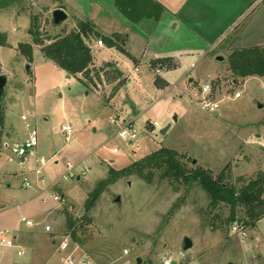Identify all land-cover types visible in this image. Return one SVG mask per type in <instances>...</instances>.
<instances>
[{
  "label": "rangeland",
  "instance_id": "1",
  "mask_svg": "<svg viewBox=\"0 0 264 264\" xmlns=\"http://www.w3.org/2000/svg\"><path fill=\"white\" fill-rule=\"evenodd\" d=\"M105 1L111 10V0ZM83 3L101 28L113 27L114 21L98 0ZM12 5L26 13L15 20L8 16V8L2 9L0 27L9 30L13 44L17 40L31 41L32 34L26 27L29 18L30 26L34 20L43 32L52 34L78 26L77 9L69 3L65 4L69 18L56 27L51 25L56 0H18ZM226 6L210 0L203 6L210 22L205 27L216 29L205 31L224 30L210 41L195 31L168 29L160 31L152 42L153 46L158 43L167 48H204L205 44L204 51L191 53L197 62L184 78L182 90L157 87L156 83L165 84L166 80L141 69L139 76L132 73V79L118 89L111 100L113 105L105 104L102 96L91 86H84L78 77L67 79L61 74L59 78L52 62L39 56L32 62L18 47L2 48L4 69L0 66V70L7 74L8 84L1 102L0 227L13 232L31 227L22 219L25 216L39 228L36 234L27 231L20 236L23 253L14 247L15 257L26 259L27 264H62L68 255H72L74 264H137L138 256L143 259L141 264L163 257H171L176 264H264V218L256 226L248 224V235L241 237L232 231V224L244 218L246 207L238 206L234 220L227 222L230 205L210 204L207 191L197 182H172L160 178L159 173L152 182L137 174L123 175L107 185L91 210H85L90 191L110 168L123 167L162 146L180 151L181 160L189 168L201 165L214 174L224 170L226 180L239 186L249 178L264 175V105L259 106L260 102L264 104V77L248 76L235 82L226 65L203 58L206 52L208 57H215L249 19L247 14L236 13L238 5ZM112 54L121 58L124 69L134 67L129 56L116 49ZM186 59L185 67L192 63ZM152 60L149 65L158 72L159 58ZM180 72L164 70L171 85ZM206 82L213 87L211 97L221 101L217 111L204 108L198 100ZM96 87L106 96L113 92V84L107 86L104 81ZM237 91L242 95L236 97ZM128 116L135 118L137 136L132 142L119 133ZM155 120L160 125L154 126ZM64 123L73 128L70 136L62 128ZM33 128L38 131V145L20 157L12 147L23 143ZM6 142L10 146L5 147ZM42 156L44 163L40 161ZM109 157L117 161L110 162ZM69 164L74 175L68 172ZM37 167L43 175L40 186L34 182ZM2 169L12 175L8 177ZM64 173L67 177L62 176ZM26 176L31 180L27 186ZM56 193L59 199H54ZM16 202L20 203L14 205ZM66 210L76 219L72 227H68ZM85 213L91 222L85 219L80 225ZM47 224L51 225L48 230ZM185 235L193 240L188 248L183 247Z\"/></svg>",
  "mask_w": 264,
  "mask_h": 264
},
{
  "label": "crops",
  "instance_id": "2",
  "mask_svg": "<svg viewBox=\"0 0 264 264\" xmlns=\"http://www.w3.org/2000/svg\"><path fill=\"white\" fill-rule=\"evenodd\" d=\"M210 1H213L215 4L219 3L220 6L227 5L226 7L228 8H231L233 5H238L239 7L237 8L236 13L238 15H242L243 13L249 16V19L247 20L245 27H242L239 30H237L234 35V38L230 42L225 44L224 47L217 53H222L227 56V54H229L234 48L246 47L250 45L251 46L264 45V0H210ZM98 2L100 4V7L101 6L103 7L102 8L103 11L107 13L109 17L114 21L113 27H110L109 29L101 28L100 25L90 16V13L87 12V9L84 7L83 0H56L57 5L55 7L62 6L68 11L65 4L69 3L74 8L77 9L76 14L78 15L77 17H79V19H85V20L90 19L95 22V24L97 25V29H99L100 31V34L91 35L89 40L87 38L88 42L92 44L94 64L100 65L106 61L115 62V64L122 70L123 77H126L127 80L124 81V83L120 86L121 88L124 85H126V83L129 80L132 79L131 77L132 73L137 72V75L139 76L141 74L140 72L141 69L143 70L147 69L149 71H152L154 75L158 74L161 78H163V80L165 79L166 82H169L168 83L169 85L164 87L163 86L164 83L158 84L155 81L157 87L167 88L170 86L171 87L176 86L179 91L182 90L183 84L185 82L184 78L188 75V73L191 72L193 65L195 66L197 62L194 61L190 55L191 53L195 52L194 50H196L197 52L204 51L205 44L203 46L204 48L202 47L195 48L196 46H190V45L167 48V46L160 45L158 43L157 44L155 43L154 44L155 46H153L152 42L153 43L155 42L154 40L155 37L160 33V31L164 33V31H167L168 29H173V31L176 32H178L179 30L182 32L195 31L203 39H206V41L207 40L210 41L215 37H217L219 33H222L224 31L223 29L217 33H207L205 31L207 29L216 30L214 27H210V26L205 27V24H209L210 22H208L207 15L206 13L203 12L204 10L202 9L204 4L208 3V0H111L112 3V6L110 8L111 10H109L105 0H98ZM14 7H15L14 5L5 7L8 8L7 11L8 16H11L12 19L15 20L19 19L21 18L22 14H26L24 9L17 10ZM2 9L3 7L0 8V17L2 14ZM255 13L256 15H254ZM26 25L29 32L30 18L28 19ZM0 29L4 31L7 35V42H8L7 45L18 47V44L21 40H17V42H15L16 44L15 43L13 44L9 39V30L7 28H1V27ZM29 34L31 36L30 32ZM115 34L119 35L120 39L124 42V46L126 50L129 51L131 55L135 57V59L127 52L122 51L116 45H114L113 43L111 44L109 42L108 37H111L112 35ZM100 37L104 41L103 44H99L97 42L98 38ZM176 37L177 34L175 33L174 38ZM115 38L117 39L116 35ZM30 42H32L33 44L32 62L35 61L37 56H39L44 60H48L49 62H52V65L57 71L59 78L61 74L62 76L65 75L67 79L76 76L71 73V76L69 77L67 75L68 72L64 68L57 65L51 58L46 56L42 51L41 47L33 42L32 38ZM7 45H0V66L2 70L4 69V64L2 59V48ZM114 49H116L119 53L129 56L134 64V67L129 70L124 69L123 65L122 64L120 65L121 58L120 57L118 58L117 56H113L112 50ZM21 55L25 56L23 54ZM205 55L203 57L205 60L207 59L210 62L212 63L215 62V64H219V65H224V66L226 65L227 67V63H226L227 58L225 61L219 62L216 61L214 56L208 57V55L206 56ZM163 57H170L171 62L175 64L168 65V64L159 63L158 72H155L154 69L151 68L149 64H151V62L153 61L152 59L163 58ZM186 57H188L189 60L192 61V63L187 67H185L183 64ZM177 69H181V72L178 75V77L174 79L171 85V81L164 74V70L168 71V70H177ZM0 72L2 71L0 70ZM252 76H258V75H251L249 76V78ZM192 79L193 77H189V80ZM117 81L118 80L105 79L104 83L105 85L110 86L112 84L113 85L116 84ZM83 85L89 87L84 83ZM91 87L92 88L89 87L91 90L95 89L102 96V99L104 100L105 104L113 105L111 100L112 97H114L116 93H118V90L117 92L111 93L110 95L106 96L102 93L103 89L102 90L98 89V87L94 86L93 83L91 84ZM129 118L135 119L132 116L127 117V119ZM132 141L133 140H130V142ZM101 158H103V156L97 158L96 160L99 161V159ZM108 159L110 160V162H112L113 160L117 161L115 157H109ZM24 161L25 160H23L22 162ZM93 165L97 166L98 162ZM102 170L104 171V169ZM102 170L96 169L97 172H102ZM2 172L3 174L8 173V177L12 175V173L8 169H2ZM34 182H36V185L38 184L39 186L41 185V182L37 180V175H36V181ZM8 184L11 185L12 183L9 182ZM19 203L20 202H16L14 203V205L15 204L17 205ZM1 209L3 208L1 207V203H0V210ZM263 218L264 217H261L259 221L262 220ZM26 227L28 229L25 227L23 228L20 227L19 229L14 230V234L17 237V242L21 246H23V242L20 239V236H22L27 231H33L35 234L37 231H39L38 227L35 228L32 225L31 227L29 226ZM26 261H27L26 259L19 260L17 257H15L14 247H10L0 254V264H27Z\"/></svg>",
  "mask_w": 264,
  "mask_h": 264
},
{
  "label": "trees",
  "instance_id": "3",
  "mask_svg": "<svg viewBox=\"0 0 264 264\" xmlns=\"http://www.w3.org/2000/svg\"><path fill=\"white\" fill-rule=\"evenodd\" d=\"M16 1L18 0H0V8L10 6ZM29 32L32 34L33 42L41 45L46 56L67 72L78 76L87 86H91L92 83L94 86L99 85L105 79L118 80L113 85L112 93H114L124 83L126 77H123L122 70L115 62L106 61L100 65L94 64L92 44L88 42L91 35L100 34L94 21L79 19L78 26L70 31L64 30L62 33L52 34L43 32L40 26L32 20ZM115 35L108 37L109 42L131 55L119 35ZM7 44V35L0 29V45ZM18 49L29 61L33 60L32 42L20 41ZM131 56L135 59L133 55ZM168 61H171L170 57L159 58L160 63L166 64ZM226 63L235 82L251 75L264 77V45L234 48L228 54ZM174 64L170 62V65ZM3 121L4 113L0 105V122ZM181 156L182 153L177 149L162 146L123 167L110 168L108 175L100 179L90 191L85 202V210L87 212L91 210L101 192L120 176L137 174L147 182H152L155 174L159 173L160 178L167 177L172 182L179 181L188 185L194 182L199 183L207 191L210 204L213 206L220 203L229 204L231 215L227 218V222L234 220L238 206L246 207L244 218H237L246 224L256 225L257 221L264 216V175L249 178L239 186L236 182L226 180L224 170L214 174L209 167L201 165L189 168L181 160ZM66 218L68 227H72L76 219L68 210H66ZM83 218L80 225L84 224L85 219V222H91V217L87 213L83 215Z\"/></svg>",
  "mask_w": 264,
  "mask_h": 264
},
{
  "label": "built area",
  "instance_id": "4",
  "mask_svg": "<svg viewBox=\"0 0 264 264\" xmlns=\"http://www.w3.org/2000/svg\"><path fill=\"white\" fill-rule=\"evenodd\" d=\"M97 42L99 44H103L104 41L102 38H99L97 40ZM200 93H201L199 96L200 99H198V100H200V103L202 104V106L204 108L210 109L211 111H217L219 109L221 101L211 97V95L213 93V87L211 86L210 83H208V82L204 83L201 87ZM241 95H242L241 91H237L235 93L236 97H239ZM22 116H23V118L26 117V115H22ZM153 124H154V126H157V125H160V122L158 120H155L153 122ZM62 128H63L64 132L67 133V136H70L73 133V128L68 123H64L62 125ZM119 133L121 136L129 138L130 140H133L137 136L134 120L133 119H125V124L121 127ZM38 142H39L38 131H37V129L33 128L30 131L29 136L26 138V140L23 143L15 144L12 147V150L18 156L24 157L25 155H27V153H29V151L31 152V149H33L34 147H36L38 145ZM5 145H6V147L10 146L9 142H6ZM9 159H13V157L9 156ZM21 161H23V160H21ZM40 161L42 163H44V157L43 156L40 157ZM68 166H69L68 172L71 175H74L73 165L69 164ZM36 175H37L38 181L43 180L41 167L36 168ZM62 176L67 177V174L64 173ZM24 184L26 186L31 184V180H30V178H28V176L24 177ZM44 192H45V190H44ZM59 197H60L59 193L54 194V199H59ZM22 219L25 220L26 223L29 225L34 224V221L31 218H27V217L23 216ZM248 227H249V225L246 224L244 221L236 219L234 221V223L232 224V231L234 233L239 234L241 237L247 236L248 235ZM45 228L48 230L51 228V225L47 224L45 226ZM10 247H18L17 252L19 254L23 253L21 245L17 242V237L14 234V232L11 229H9L8 227H0V254ZM74 263H75V260L72 257V255L66 256L62 262V264H74ZM150 264H176V263L174 262V260L171 257H163L160 261H154V262H151Z\"/></svg>",
  "mask_w": 264,
  "mask_h": 264
},
{
  "label": "water",
  "instance_id": "5",
  "mask_svg": "<svg viewBox=\"0 0 264 264\" xmlns=\"http://www.w3.org/2000/svg\"><path fill=\"white\" fill-rule=\"evenodd\" d=\"M69 18V13L68 11L62 7V6H57L53 8L52 14H51V25L56 27V26H61L67 19ZM215 59L219 62H223L226 60V56L222 53H218L215 56ZM28 68H30V63H28ZM67 75L70 77L71 73H67ZM7 84H8V76L7 74L0 72V105L1 102L6 94L7 91ZM259 106H263V103H259ZM174 118L176 119L177 116L175 115ZM170 124L166 125L161 129L162 132H165ZM196 160V159H194ZM121 199L120 195H117L116 200L119 201ZM193 245V240L188 236L185 235L183 239V247L188 248ZM142 257L138 256L137 257V264H141L142 262Z\"/></svg>",
  "mask_w": 264,
  "mask_h": 264
}]
</instances>
